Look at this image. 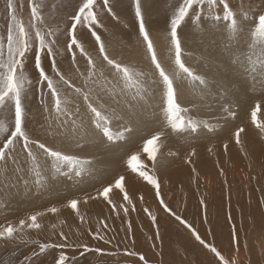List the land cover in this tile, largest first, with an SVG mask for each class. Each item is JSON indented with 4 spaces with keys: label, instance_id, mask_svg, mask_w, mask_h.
<instances>
[{
    "label": "snow or ice",
    "instance_id": "1",
    "mask_svg": "<svg viewBox=\"0 0 264 264\" xmlns=\"http://www.w3.org/2000/svg\"><path fill=\"white\" fill-rule=\"evenodd\" d=\"M152 0H3L4 23L0 25V212L17 197L30 198L52 192L58 184L80 190L86 178L99 180L94 193L68 195L59 206L33 211L17 221L0 224V243H29L35 250L21 264H37L40 256L55 250L53 264H76L66 249H78L80 255L108 253L93 247L84 239H73L59 220L50 225L47 241L29 239L32 232L45 230L44 218L59 219L62 210H70L79 225L89 223L82 206L90 201H103L117 218L123 215L126 235L133 225L127 219L137 211L129 193L128 179H138L150 186L155 200L167 216L183 226L203 249L214 257L213 264H239L238 230L231 227L230 240L237 255L226 257L213 242L201 237L193 225L166 202L160 178L165 163L166 140L175 137L189 146L185 163L197 155L193 143L214 135L219 123L201 118V108L218 106L226 125L236 118L233 97L235 83L227 86L220 68L233 74L258 95L250 106V123L264 139V0L253 3L240 0H168L165 27H151ZM126 7L135 27V44L110 46L105 18L121 22L118 8ZM27 8V16L24 10ZM70 9V10H69ZM190 28L200 37L218 36L215 41L226 64L215 71L201 72L184 59L188 40L184 30ZM137 52L139 60L125 61V50ZM68 58L67 68L61 67ZM85 62L83 69L80 60ZM211 69L212 61L199 57ZM47 62V67L45 66ZM147 63V69L138 67ZM35 74V75H33ZM79 81V82H77ZM187 90L200 103L191 107L180 102ZM38 98L42 121L36 126V115L29 101ZM159 126L145 133L149 121ZM244 126L231 132V139L242 146ZM43 137V138H41ZM228 143L223 144L225 152ZM102 150L110 159L97 156ZM212 151V149H209ZM243 151V147H242ZM87 153V154H86ZM167 155H175L169 152ZM246 155V153H245ZM113 165L117 167L113 169ZM192 171L195 173L196 169ZM221 169V175H223ZM119 198L121 202L117 203ZM143 205L145 197L141 194ZM264 203V201H262ZM199 204L207 223L208 206ZM143 212L160 240L158 216L150 208ZM231 220V216L228 217ZM109 225L98 219L95 231L77 230L76 237L86 234L93 241L112 243L105 231ZM211 235V230L208 232ZM58 237V239H53ZM135 244V240H132ZM155 243L152 248L155 249ZM245 247L247 245L245 244ZM124 255L137 257L149 264L142 253L124 250ZM36 257L37 260H34ZM5 264H12L6 261Z\"/></svg>",
    "mask_w": 264,
    "mask_h": 264
},
{
    "label": "rangeland",
    "instance_id": "2",
    "mask_svg": "<svg viewBox=\"0 0 264 264\" xmlns=\"http://www.w3.org/2000/svg\"><path fill=\"white\" fill-rule=\"evenodd\" d=\"M167 2L168 0H152L151 2L149 23L154 29L162 30L165 27ZM232 2L236 7L240 0H232ZM245 2L247 3L249 0H245ZM251 2L258 3V0H251ZM2 11L3 0H0V13ZM117 11L121 14L119 24L112 21L110 17L105 18V24L108 26V33H110L108 36L110 46L119 48L122 44H135V27L131 14L126 7L118 8ZM27 12L26 8L24 10L25 17ZM3 23V16L0 15V25ZM183 34L188 40L185 45L186 51L192 53V55L184 57L188 65L201 72H210L216 70L217 64L227 63L221 55L218 43L215 42L219 40L218 36L206 34L204 37H200L190 28H186ZM199 57L209 58L213 62L211 69L206 68L204 61L198 59ZM124 59L132 61L139 60V57L137 52L126 49ZM84 64L85 62L81 59L82 69ZM45 66L47 67V62H45ZM67 66L68 58L65 57L61 67L67 68ZM137 66L144 69L148 67L146 62L138 63ZM217 78L222 79L229 87L233 83L236 85L233 90V97L237 105L236 118L226 125L223 120L217 121L216 117L220 115L218 106L211 109L201 108L198 113H192L208 119L211 123H219L223 126L214 135L198 139L193 143L192 146L196 148L197 155L192 157L191 164L185 163L187 152L190 150L189 146L175 137L167 138L163 149L166 154L165 163L160 173V178L164 182L162 193L170 207L190 222L202 238L207 242H213L226 257L237 255L230 240L231 227L235 224L238 230L239 264H264V203H262L264 201V139L260 137L249 118L250 106L256 99H259V96L254 95L246 83L236 81L233 74L223 67L220 68V75ZM180 102L187 107H191L194 103H200L187 90H182ZM29 106L36 115V126L38 127L42 121L38 98L34 96L29 101ZM260 118L264 119V110H262ZM158 126L157 123L150 120L144 128V132H150ZM238 126L246 128V132L241 137L242 146L237 145L230 138L231 132ZM225 142L229 145L227 152L223 148ZM169 152L175 153V155H167ZM95 154L104 157L105 160L110 159L102 150H97ZM116 167L113 165V169ZM193 168L196 169L195 173L192 171ZM221 169H223V175H221ZM66 183L58 184L52 192L41 196L30 198L21 196L13 199L11 206L0 212V224L12 221V219L17 221L20 217L39 209L59 206L68 195L94 193L95 188L99 186V180L91 178H86L78 191L67 187ZM127 183L129 193L136 201L137 206V211L130 212L127 217L133 225L131 236L126 235V223L122 213L121 218H117L103 201H90L81 209L87 213L88 224L80 226L79 221L75 219L70 210H62L59 219L51 215L45 217L43 221L46 226L45 230L38 234L30 233L29 239L47 241L52 232L50 225L55 223L59 227V220L62 219L69 226L64 230L69 232V228H71L72 231L69 232V235L73 239H84L91 246H98L108 253L103 256L95 254L81 256L78 249H66V253L75 257L76 264H141L137 257L124 255L125 249L144 254L149 264H213L212 254L203 249L174 218L167 216L159 209L150 186L132 177H129ZM141 194L145 197L143 205L138 199ZM201 198L206 201L208 206L207 223H204L203 211L199 204ZM114 199L117 203L121 202L119 198ZM30 201L34 202L32 205H37V202L40 201L46 206L31 208L29 207ZM144 207L150 208L158 216L160 240L148 239L150 236L154 237L155 228L143 212ZM229 216H231V220L228 219ZM98 219H105L109 225L108 229L104 231L111 238V244L105 245L103 242L93 241L86 234L81 237L75 236L77 230L83 233L84 229L91 228L95 231ZM209 229L211 235L208 234ZM53 239H58V237H53ZM133 239L135 240L134 245L132 244ZM153 243L156 245L155 249L152 248ZM34 250L35 245L29 243H0V264H5L9 260L12 261V264H21ZM56 254V251L53 250L47 255L40 256L38 260L36 257L33 259L37 260V264H53Z\"/></svg>",
    "mask_w": 264,
    "mask_h": 264
},
{
    "label": "bare ground",
    "instance_id": "3",
    "mask_svg": "<svg viewBox=\"0 0 264 264\" xmlns=\"http://www.w3.org/2000/svg\"><path fill=\"white\" fill-rule=\"evenodd\" d=\"M191 39V38H190ZM247 87V86H246ZM255 133V132H254ZM243 135V134H242ZM216 136V135H215ZM246 138V137H245ZM244 138V139H245ZM260 139V138H259ZM191 172V171H190ZM194 177V176H193ZM24 203V202H23ZM38 204L37 205H32V204H34V202L33 201H30V203H29V207H31V208H38V207H42V208H44V206H46L45 204H43L42 202H40V201H38L37 202ZM30 204H31V206H30ZM36 204V203H35ZM24 205H26V203H24ZM41 208V209H42ZM40 210V209H39ZM15 215V214H14ZM19 215V214H18ZM25 216V215H24ZM16 217V216H15ZM19 217V216H18ZM20 218H22V217H20ZM12 219V218H11ZM1 220V219H0ZM16 220V219H15ZM12 221H13V219H12Z\"/></svg>",
    "mask_w": 264,
    "mask_h": 264
}]
</instances>
